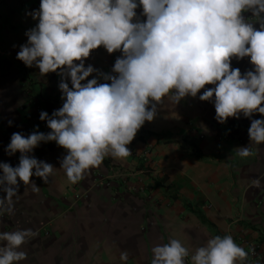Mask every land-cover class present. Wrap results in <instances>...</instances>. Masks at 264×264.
<instances>
[{"label":"clouds","instance_id":"9594fccd","mask_svg":"<svg viewBox=\"0 0 264 264\" xmlns=\"http://www.w3.org/2000/svg\"><path fill=\"white\" fill-rule=\"evenodd\" d=\"M26 15L38 22L25 32L27 42L16 58L42 76L57 73L63 104L51 115L40 112L48 133L11 135L5 152L20 156L15 167L0 163L5 193L0 214L12 212L19 182L38 192L30 178L47 183L53 174L52 164L31 155L42 142L54 141L66 150L60 168L76 184L106 156H130L127 146L166 97L176 104L204 89L199 99L213 103L221 124L259 113L262 118L251 119L247 134L253 144H264V0H40L39 8ZM99 47L121 53L112 67L115 75L100 74L108 83L86 81L97 70L85 60ZM244 57L253 70L242 74L231 61ZM236 150L241 158L253 155L248 146ZM252 183L261 185L259 178ZM35 236L31 229L0 232V264H21L27 259L21 247ZM151 253L150 264H186L189 258L191 264H244L248 257L227 234L209 238L191 253L174 238ZM128 258L126 250L120 252L121 262Z\"/></svg>","mask_w":264,"mask_h":264},{"label":"crops","instance_id":"0c3cea01","mask_svg":"<svg viewBox=\"0 0 264 264\" xmlns=\"http://www.w3.org/2000/svg\"><path fill=\"white\" fill-rule=\"evenodd\" d=\"M39 2L0 0V163L13 167L20 153L6 154L11 135L27 136L35 124L25 118L22 106L37 91L47 98L56 94L49 115L63 104L57 73L42 76L38 68L16 58L27 42L25 32L38 22L26 13L38 9ZM136 12L140 15L142 9ZM243 15L251 18L250 12ZM120 55L103 47L90 51L85 66L97 71L86 81L108 83L100 74H112V57ZM249 61L233 58L231 66L243 74L253 70ZM209 87L213 85H205ZM203 91L176 104L164 98L155 118L146 121L127 146L130 156H106L76 184L69 183L60 168L65 149L55 142L36 147L31 155L52 164L53 174L47 183L30 178L38 192L19 182L12 212L0 214V232H36L21 247L27 253L21 264H150L151 248L170 239L180 240L191 253L209 238L226 234L246 252L257 245L264 264V144H253L247 134L251 119L262 117L255 113L218 123L213 103L199 99ZM46 124L43 133L49 132ZM246 146L253 155L239 157L236 149ZM257 178L259 188L252 183ZM123 187H142L143 194L131 195ZM124 250L127 262L119 259Z\"/></svg>","mask_w":264,"mask_h":264},{"label":"built area","instance_id":"2783aa9c","mask_svg":"<svg viewBox=\"0 0 264 264\" xmlns=\"http://www.w3.org/2000/svg\"><path fill=\"white\" fill-rule=\"evenodd\" d=\"M118 58L117 56L112 57V63L114 65V62ZM54 72H50L51 75H53ZM112 75H115V73H112ZM35 93L34 96L30 97L26 104L22 106V110L25 111V118L31 121H34L35 124L30 128V134L35 130L42 132V127H43V122L39 119V114L41 111H47V106L52 103V100L56 98V94H51L49 98L44 96V94L40 93ZM45 123H47L45 121ZM47 127V124H46ZM49 129V128H48ZM49 131H51L49 129ZM53 142H48V143H41L42 146H49L53 144ZM123 189L128 192L131 195H139V193L143 194L142 187H123ZM248 257L247 260L250 263L254 264H261L262 263V255L260 252V249L257 245H250L248 249Z\"/></svg>","mask_w":264,"mask_h":264},{"label":"trees","instance_id":"16d2710c","mask_svg":"<svg viewBox=\"0 0 264 264\" xmlns=\"http://www.w3.org/2000/svg\"><path fill=\"white\" fill-rule=\"evenodd\" d=\"M49 110H50V106L48 105L47 106V111L49 112ZM204 223H207L205 220H202ZM208 224V223H207ZM210 227H212L210 224H208ZM247 259H246V261H244V264H247Z\"/></svg>","mask_w":264,"mask_h":264}]
</instances>
